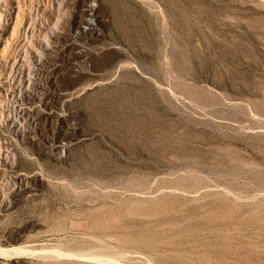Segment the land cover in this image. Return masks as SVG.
I'll return each mask as SVG.
<instances>
[{
    "label": "rangeland",
    "instance_id": "rangeland-1",
    "mask_svg": "<svg viewBox=\"0 0 264 264\" xmlns=\"http://www.w3.org/2000/svg\"><path fill=\"white\" fill-rule=\"evenodd\" d=\"M0 3V264H264V0Z\"/></svg>",
    "mask_w": 264,
    "mask_h": 264
},
{
    "label": "bare ground",
    "instance_id": "bare-ground-1",
    "mask_svg": "<svg viewBox=\"0 0 264 264\" xmlns=\"http://www.w3.org/2000/svg\"><path fill=\"white\" fill-rule=\"evenodd\" d=\"M0 4H1V3H0ZM86 7H87V6H86ZM87 10L89 11V10H91V8H88ZM0 16H1V15H0ZM3 16H4V15H3ZM83 18H84V17H83ZM75 20H76V19H75ZM33 22H34V21H33ZM38 22H39V21H38ZM1 23H2V22H1ZM6 23H7V22H6ZM91 23H92L91 20H87V24H91ZM4 25H5V24H4ZM36 25H37V23H36ZM39 25H40V24H39ZM37 27H38V26H36V28H37ZM43 27H44V26H43ZM34 28H35V27H34ZM34 28H33V29H34ZM36 28H35V29H36ZM38 28H39V27H38ZM40 28H41V27H40ZM31 29H32V28H31ZM33 29H32V30H33ZM43 29H44V28H43ZM32 30H31V32H32ZM43 31H44V30H43ZM49 31H50V30H49ZM11 32H12V31H11ZM44 32L47 33V32H48V29H46ZM1 34H2V33H1ZM17 34H18V33H17ZM13 35H14V34H13ZM44 35H45V34H44ZM32 37H33V35H32ZM32 37H31V39H32ZM34 38H35V37H33V39H34ZM35 39H36V38H35ZM37 39H38V38H37ZM40 41H41V39H40ZM40 41H36V43H37V45H39V46L41 47V42H43V41H41V42H40ZM47 41H48V40H47ZM9 42H10V41H9ZM25 42H26V41H25ZM7 43H8V42H7ZM7 43H6V44H7ZM23 43H24V42H23ZM28 43H29V42H28ZM31 43H32V42H31ZM33 43H34V41H33ZM11 45H12V44H11ZM16 45H17V44H16ZM24 45H25V43H24ZM8 46H9V45H8ZM28 46H29V45H28ZM28 46H27V47H28ZM5 47H6V46H5ZM30 47H31V46H30ZM33 47H34V45H33ZM35 47H36V46H35ZM35 47H34V48H30L28 52L32 55V57H38L37 59H40V58H41V57H40L41 53H40V51H39L40 49L38 50V48H39L38 46H37V48H35ZM43 47H44V46H43ZM25 48H26V47H25ZM26 49H27V48H26ZM26 49H25V50H26ZM27 50H28V49H27ZM27 50H26V51H27ZM24 52H25V51H24ZM24 52H23V55L25 54ZM39 54H40V55H39ZM26 55H27V54H26ZM28 55H29V54H28ZM22 57H23V56H22ZM24 57H25V55H24ZM27 57H28V56H27ZM30 57H31V56H30ZM18 58H19V57H18ZM25 58H26V57H25ZM22 60H23V59H22ZM22 60H21V61H22ZM25 60H26V59H24V63H25V62L27 63L28 60H27V61H25ZM17 61H18V60H17ZM31 61H32V60H31ZM22 62H23V61H22ZM22 62H21V63H22ZM19 63H20V62H19ZM21 63H20V64H21ZM24 63H23V64H24ZM26 63H25V64H26ZM28 63L30 64V62H28ZM37 63H38V62H37ZM29 64H28V65H29ZM32 64H33V63H32ZM30 65H31V64H30ZM24 66H25V65H24ZM24 66H22V67H24ZM32 66H33V65H32ZM25 68H26V67H25ZM27 69H30V68H27ZM30 70H31V69H30ZM26 72H27V71H26ZM29 73H31V72L29 71ZM5 93H6V92H5ZM14 94H15V93H14ZM15 95H16V94H15ZM12 97H14V96H12ZM0 113H1V112H0ZM1 114H3V113H1ZM1 117H2V116L0 115V121H1ZM2 118H3V117H2ZM19 134H20V133H19ZM21 134H22V136H23V133H21ZM7 152H8V151H7ZM10 152H11V151H10ZM6 154H8V153H6ZM6 154H4V155H6ZM11 154L13 155V153H11ZM1 155H2V154H1ZM14 155H15V154H14ZM14 155H13V158H14ZM10 156H11V155H10ZM5 158H6V157H5ZM8 159H9V158H8ZM14 160H15V158H14ZM7 161H8V160H7ZM11 161H12V160H11ZM27 177H28V176H19L18 179H19V181H21V180H23V179H26ZM189 187H190V186H189ZM193 187H194V186H193ZM207 188H208V187H207ZM183 189H184V188H183ZM196 189H197V188H196ZM204 190H205V189H204ZM223 190H224V189H223ZM228 190H229V189H228ZM228 190H227V191H228ZM197 191H200V189L197 190ZM201 191H202V190H201ZM185 193H186V192H185ZM201 194H202V193H201ZM260 194H261V193H260ZM192 195H193V194H192ZM194 195H195V194H194ZM228 195H229V194H228ZM246 195H247V194H246ZM262 195H263V194H262ZM197 196H198V194H197ZM226 196H227V195H226ZM244 196H245V195H244ZM256 196H257V195H256ZM191 197H192V196H191ZM241 197H242V196H241ZM230 198H231V197H230ZM194 199H195V198H194ZM194 199H193V200H194ZM233 199H234V198H233ZM235 200H236V199H235ZM207 203H208V202H207ZM256 205H257V204H256ZM227 206H228V205H227ZM252 206H253V205H252ZM197 207H198V206H197ZM220 207H221V206H220ZM252 208H253V207H252ZM191 209H192V208H191ZM226 209H227V208H226ZM193 210H194V209H193ZM219 210H220V209H219ZM253 210H255V209H253ZM202 211H203V210H202ZM206 211H207V210H206ZM222 211H224V209H223ZM191 212H192V211H191ZM215 212H216V211H215ZM212 213H213V212H212ZM220 213H221V212H220ZM192 214H193V212H192ZM195 214H197V213H195ZM221 214H223V213H221ZM227 214H228V213H227ZM187 215H188V214H187ZM199 215H200V214H199ZM209 215H210V213H209ZM228 215H229V214H228ZM228 215H227V216H228ZM243 215H244V214H243ZM263 215H264V214H263ZM200 216H201V215H200ZM213 216H214V214H213ZM229 216H230V215H229ZM196 217H197V216H196ZM210 217H211V216H210ZM210 217H209V219H210ZM218 217H219V216H218ZM198 218H199V220H200V217H199V216H198ZM202 218H203V216H202ZM202 218H201V219H202ZM205 218H206V217H205ZM244 218H245V217H244ZM184 219H185V218H184ZM203 219H204V218H203ZM207 219H208V217H207ZM209 219H208V221H207L208 223H209ZM212 219H214V218H212ZM212 219H210V221H211V223L213 224L214 221H212ZM215 219H216V218H215ZM227 219H228V218H227ZM234 219H235V218H234ZM242 219H243V218H242ZM190 220H191V219H190ZM177 221H179V220H177ZM200 221H201V220H200ZM204 221H205V220H204ZM219 221H220V220H219ZM237 221H238V220H237ZM243 221L245 222V220H243ZM248 221H249V220H248ZM246 222H247V221H246ZM250 222H251V221H250ZM197 223L201 226V228H203V229H201L199 226H197V225H196V226L193 225V226H195V227L201 229V230H200V229H197V228L194 229V230H197V232H199V231L202 232L204 229L207 230L208 227H210V226H207V227L205 226V227H206V228H205V227L203 226V224H205L206 222H204L203 224L200 222L202 225L199 223V221H197ZM211 223H210V224H211ZM216 223H217V222L215 221V224H213V225H216ZM229 223H230V222H229ZM229 223H228V224H229ZM240 223H241V222H240ZM240 223H239V224H240ZM257 223H258L259 225L257 224L256 227H257V226L259 227V226H260V223H259V222H257ZM261 223L263 224V222H261ZM173 224H174V223H173ZM225 224H226V223H225ZM233 224H234V223H233ZM184 225H185V224H184ZM205 225H206V224H205ZM208 225H209V224H208ZM213 225H211V227H212ZM218 225H220L219 222H218ZM218 225H217V227H218ZM250 225H252V224H250ZM174 226H175V225H174ZM226 226H227V225H226ZM229 226H230V225H229ZM254 226H255V225H254ZM263 226H264V225H262V227H263ZM182 227H183V226H182ZM211 227H210V229H213V231H214V229H215L216 226H215V227L213 226L214 228H211ZM249 227H250V226H249ZM262 227H261V228H262ZM221 228H222V227H221ZM221 228L219 227V229H221ZM259 228H260V227H259ZM188 229H189V228H188ZM227 229H228V228H227ZM227 229H226V227H225V229H221V231H223V230L226 231ZM246 229H247V228H246ZM249 229H250V228H249ZM249 229H248V230H249ZM263 229H264V228H263ZM198 230H199V231H198ZM244 230H245V229H244ZM253 230H254V228H253ZM258 230H259V229H258ZM261 230H262V229H261ZM168 231H169V230H168ZM180 231H181V230H180ZM204 231H205V230H204ZM213 231H212V232H213ZM218 231H219V230L217 229V232H218ZM221 231H219V233H218L219 235H222V236H226V235H227V234L225 235V231L223 232L224 235L221 234V233H222ZM228 231H229V230H228ZM245 231H246V230H245ZM245 231H244V232H245ZM256 231H257V230H256ZM185 232H186V231H185ZM205 232L208 233V230L205 231ZM217 232H215V234H216ZM231 232H232V231H231ZM257 232H258V231H257ZM260 232H263V231H260ZM192 233H193V232H192ZM226 233H227V232H226ZM239 233H240V232H239ZM249 233H250V232H249ZM164 234H165V233H164ZM175 234H176V233H175ZM189 234L191 235V233H189ZM197 234H198V233H197ZM199 234H200V233H199ZM209 234H211V233H209ZM209 234H208V235H209ZM215 234H213V235H215ZM218 234H216V236H218ZM228 234H230V233L228 232ZM231 234H232V233H231ZM231 234L228 235V237L226 236L225 238L228 240V238L231 237ZM241 234H242V233H241ZM245 234H246V233H244V235H245ZM247 234H248V233H247ZM166 235H167V234H166ZM203 235H204V236H203ZM203 235H202V236L205 237L207 234L205 235V234L203 233ZM208 235H207V236H208ZM211 235H212V234H211ZM236 235H238V234H236ZM255 235H256V234H255ZM163 236H164V235H163ZM174 236H175V235H174ZM187 236H188V235H187ZM191 236H192V235H191ZM195 236H197V235H195ZM198 236L200 237V235H198ZM202 236H201V237H202ZM222 236H219V238L222 237ZM175 237H177V235H176ZM180 237H181V234H180ZM183 237H184V236H183ZM203 237H202V238H203ZM237 237H238V236H237ZM185 238H186V237H185ZM188 238H189V237H188ZM188 238H186V240H187ZM202 238H201L200 240H202ZM222 238H223V237H222ZM175 239H176V238H175ZM178 239H180L179 236H178ZM183 239H184V238H183ZM195 239H196V238L194 237L193 240H195ZM208 239H209V238H208ZM210 239H211V238H210ZM217 239H218V237H217ZM231 239H233V238H231ZM236 239H237V238H236ZM170 240H172V239H170ZM198 240H199V239L197 238L196 241L198 242ZM205 240H207V238H203L202 241H205ZM215 240H216V239H215ZM215 240L212 239V241H211V240H210V241L214 243V242H216ZM221 240H222V239L220 238L219 241L221 242ZM229 240H230V239H229ZM229 240L227 241V243L229 242ZM237 240H238V239H237ZM242 240H244V239H242ZM187 241H188V240H187ZM189 241H190V240H189ZM210 241L208 240L209 245L212 244V243H210ZM217 241H218V240H217ZM223 241H224V239H223ZM230 241H231V240H230ZM232 241L235 242L236 244H237V243L239 244V243L241 242V241H240V242H238V241L236 242V240H234V239H233ZM247 241H248V240H247ZM261 241H262V240H261ZM167 242H169V241H167ZM192 242H193V241H192ZM224 242H225V244H226V241H224ZM252 242H254V241H252ZM171 243H172V242H171ZM199 243H201V241H200ZM202 243H203V242H202ZM205 243H206V242H205ZM205 243H203V244L205 245ZM208 243H207L206 246H209ZM222 243H223V242L219 243V245H222ZM261 243H262V242H261ZM167 244H168V243H167ZM173 244H174V243H173ZM178 244H179V243H178ZM178 244H177V245H178ZM180 244H181V243H180ZM188 244H189V243H188ZM194 244H196V242L193 243L192 245H194ZM233 244H234V243H233ZM233 244H232V245H233ZM238 244H237V245H238ZM241 244H242V243H241ZM241 244H239V245H241ZM254 244H255V243H254ZM186 245H187V243H185V246H186ZM197 245H198V244H197ZM214 245H215V244H214ZM227 245H229V243H228ZM239 245H238V246H239ZM242 245H243V244H242ZM242 245H241V246H242ZM250 245H251V244H250ZM262 245L264 246V244H261L260 246H262ZM175 246H176V245H175ZM180 246H181V245H180ZM183 246H184V245H183ZM194 246H195V245H194ZM199 246L201 247V244H200ZM216 246H217V245H216ZM216 246H215V247H216ZM222 246H224V244H223ZM222 246H218V247H222ZM235 246H236V245H234L233 247H234L235 249H237V247H235ZM245 246H246V245H245ZM258 246H259V245H258ZM263 246H262V247H263ZM189 247H190V246H189ZM226 247H227V246H224V248H226ZM229 247H230V246H229ZM180 248H181V247H180ZM203 248H204V247H203ZM234 248H232V249L234 250ZM242 248L244 249V245H243ZM248 248H249V247H248ZM248 248H247V249H248ZM250 248L253 249L252 246H251ZM250 248H249V249H250ZM187 249H189V248H187ZM190 249H191V248H190ZM193 249H194V248H193ZM198 249H199V247H198ZM207 249H208V248H207ZM216 249H219V248H216ZM221 249H222V248H221ZM227 249H230V248L227 247ZM247 249H246V250H247ZM251 249H250V250H251ZM258 249H259V247H258ZM262 249H263V248H262ZM203 250H204V249H203ZM203 250H202V252H203ZM219 250H220V249H219ZM222 250H223V249H222ZM237 250L240 251V250H239V247H238ZM254 250L256 251L257 249H254ZM259 250H260V249H259ZM259 250L256 251V252L253 251V250H252V251L256 254L257 252H259ZM193 251H195V250H193ZM206 251H207V250H206ZM210 251H212V250H211V247H210L209 252H210ZM220 251H221V250H220ZM220 251H219L218 254H222V253H220ZM234 251H235V250H234ZM234 251H233V252H234ZM191 252H192V251H191ZM217 252H218V251H217ZM229 252H230V251H229ZM263 252H264V251H263ZM263 252L260 251V255H261V253L264 254ZM195 253H196V252H195ZM207 253H208V252H207ZM235 253H237V252H235ZM240 253H241V252H240ZM254 253H253V255H255ZM185 254H186V253H185ZM202 254H203V253H202ZM202 254H200V255H202ZM228 254H229V253H228ZM246 254H247V253H246ZM248 255H250V254H247V256H248ZM258 255H259V254H257V256H258ZM175 256H176V255H175ZM189 256H190V255H189ZM189 256H188V257H189ZM216 256H217V254H216ZM219 256H221V255H219ZM223 256H224V255H223ZM227 256H228V255H227ZM229 256H230V254H229ZM233 256H234V255H233ZM237 256H238V258H239V252H238ZM262 256L264 257V255H262ZM192 257H193V256H192ZM196 257H197V255H196ZM221 257H222V256H221ZM235 257H236V256H235ZM249 257H251V256H249ZM199 258H200V257H199ZM199 258H197V259H199ZM206 258H207V257H206ZM231 258H232V257H231ZM240 258H243V260L245 259L244 256H242L241 254H240ZM240 258H239V260H240ZM259 258H260V256H259ZM259 258H258V259H259ZM203 259H205V258H203ZM210 259H211V258H210ZM213 259H214V258H213ZM225 259H226V258H225ZM249 259H250V258H249ZM251 259H252V258H251ZM253 259H254V258H253ZM256 259H257V257H256ZM256 259H255V260H256ZM260 259H261V258H260ZM199 260H201V259H199ZM231 260H232V259H231ZM239 260H238V261H239ZM243 260H242V261H243ZM245 260L247 261V259H245ZM201 261H202V260H201ZM208 261H209V260L207 259V262H208ZM212 261H213V260H212ZM223 261H224V260H223ZM229 261H230V260H229ZM232 261H233V260H232ZM246 261H243V262L249 264V262H246ZM250 261H252V260H250ZM262 261H263V260H262ZM204 262H205V261H204ZM214 262H215V264L218 263V261H217V263H216V260H215ZM214 262H213V263H214ZM230 262H231V261H230ZM230 262H229V263H230ZM240 262H241V261H240ZM253 262H254V261H253ZM256 262H257V260H256ZM259 262H260V261H258V264H261V263H259ZM209 263H211V261H209ZM213 263H212V264H213ZM220 263H221V262H220ZM232 263H233V262H232ZM234 263H235V262H234ZM206 264H207V263H206ZM236 264H237V263H236ZM241 264H242V263H241Z\"/></svg>",
    "mask_w": 264,
    "mask_h": 264
}]
</instances>
